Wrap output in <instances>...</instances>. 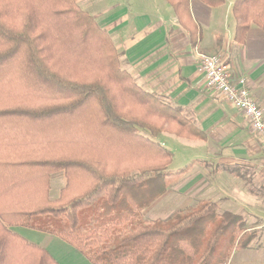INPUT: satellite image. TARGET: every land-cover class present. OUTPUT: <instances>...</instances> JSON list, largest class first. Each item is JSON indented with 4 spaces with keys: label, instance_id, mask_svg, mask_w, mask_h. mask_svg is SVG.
<instances>
[{
    "label": "trees",
    "instance_id": "16d2710c",
    "mask_svg": "<svg viewBox=\"0 0 264 264\" xmlns=\"http://www.w3.org/2000/svg\"><path fill=\"white\" fill-rule=\"evenodd\" d=\"M233 14L239 41L252 25L264 31V0H235ZM93 69L156 99L121 69L108 34L75 0H0V264H58L12 227L83 233L77 249L91 264H228L249 249L256 235L245 218L216 202L144 218L173 187V153L155 128L140 134L145 125L116 110L105 81H73ZM59 174L66 185L52 199Z\"/></svg>",
    "mask_w": 264,
    "mask_h": 264
},
{
    "label": "crops",
    "instance_id": "0c3cea01",
    "mask_svg": "<svg viewBox=\"0 0 264 264\" xmlns=\"http://www.w3.org/2000/svg\"><path fill=\"white\" fill-rule=\"evenodd\" d=\"M234 1L211 7L199 0L181 5L169 0H75L108 34L122 70L136 86L181 115L172 122L178 132L155 138L173 153L168 170L180 177L160 198L163 213L174 214L200 199L224 198L233 201L230 212L251 214L264 227V138L222 95L205 90L201 65L202 56L226 58L232 78H244L264 108V31L252 25L239 41ZM234 167L238 175L227 171ZM62 178L59 195L66 185ZM10 230L58 264H91L77 249L80 234ZM228 264H264V246L236 251Z\"/></svg>",
    "mask_w": 264,
    "mask_h": 264
},
{
    "label": "rangeland",
    "instance_id": "374dc122",
    "mask_svg": "<svg viewBox=\"0 0 264 264\" xmlns=\"http://www.w3.org/2000/svg\"><path fill=\"white\" fill-rule=\"evenodd\" d=\"M119 63H120V59H119ZM107 73L109 74V72ZM74 75H77L73 78V81L75 82H79L78 79L83 77H85L89 83H96V81L101 83L105 81L107 84L106 87L108 88L110 93V98L114 103L116 110H118L119 113H123L124 115L129 114L130 119H133L136 122L145 125L146 128H140L138 130L140 134H144L145 136L149 134L148 129L150 127L155 128L156 129L155 132H159L158 135L163 132L165 133L178 132L177 131L178 129L173 128L172 122H174L177 118H180L181 115L176 111L175 108H172L164 104V102L161 99L158 98L153 99V97L148 98L142 96L141 94H139V96H137L136 98V94L134 90H130L134 94V96L132 93L131 94L125 93L124 91H122V88L120 86L116 85L117 83H114V81H112L111 78L113 77L110 78L109 76H107L106 73L104 74L103 71L100 72L98 70L93 69V70H87L86 72H80V73L76 72V74ZM124 106H127V108L124 109ZM166 110L168 111V115H166L165 118H162L160 113L166 112ZM176 168L177 165L173 167V170H175ZM202 168L205 169L204 167ZM208 172L211 173V171ZM60 175L61 174L56 175L55 178L53 179V185H52L53 188L51 192L52 199H56L59 196V191L65 183L64 179L60 177ZM179 178L180 177L174 178V182H176V180H178ZM200 200L216 202L219 206V212H224L228 210L230 211L231 209H233L231 203L233 201L231 199L221 198L219 200H215L212 198H205ZM198 201L199 200L194 201L192 206H195L198 203ZM162 208L163 206H160V199H159L149 209L145 210L143 216L148 221L169 219L173 214L163 213ZM243 217L245 218L247 223V228H248L247 234L256 235L251 246L253 248L263 247L264 246L263 221L251 214H248ZM81 235L83 236V238L85 237L83 233Z\"/></svg>",
    "mask_w": 264,
    "mask_h": 264
},
{
    "label": "built area",
    "instance_id": "2783aa9c",
    "mask_svg": "<svg viewBox=\"0 0 264 264\" xmlns=\"http://www.w3.org/2000/svg\"><path fill=\"white\" fill-rule=\"evenodd\" d=\"M201 62L206 80L205 90L222 95L243 114L252 130L264 138V108L250 93L246 80H234L226 58L221 55L202 56Z\"/></svg>",
    "mask_w": 264,
    "mask_h": 264
}]
</instances>
